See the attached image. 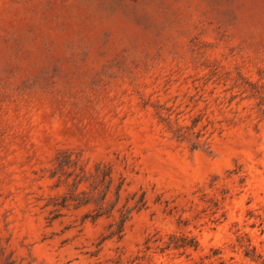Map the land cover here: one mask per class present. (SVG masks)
I'll list each match as a JSON object with an SVG mask.
<instances>
[{
  "label": "rangeland",
  "instance_id": "obj_1",
  "mask_svg": "<svg viewBox=\"0 0 264 264\" xmlns=\"http://www.w3.org/2000/svg\"><path fill=\"white\" fill-rule=\"evenodd\" d=\"M69 157L145 203L120 241L51 220ZM0 264H264V0H0Z\"/></svg>",
  "mask_w": 264,
  "mask_h": 264
},
{
  "label": "trees",
  "instance_id": "obj_2",
  "mask_svg": "<svg viewBox=\"0 0 264 264\" xmlns=\"http://www.w3.org/2000/svg\"><path fill=\"white\" fill-rule=\"evenodd\" d=\"M192 149H197L193 144ZM79 161H58L55 170L52 173L53 178H57V187L61 184L68 186L69 190L61 197L60 203H55L56 209L51 213L55 214L51 220H56L60 216L57 214L60 209L78 210L83 207L94 206L93 214L86 215L85 219L91 218L92 221L105 218L112 220L109 224L108 239L117 238L119 241L123 238L126 224L131 220L133 213L140 212L145 203H135L129 205L128 201L120 206L122 190L125 186V178H119L115 184L114 170L112 165H103L98 163L93 171H87L79 166ZM79 169V171H78ZM88 186V190H80L81 186ZM114 188V198L109 199V195ZM162 242L158 247L160 252L177 251L179 255L186 254L189 250L197 251L199 243L195 237H187L184 234H172L168 241ZM253 248L245 249V256L253 261L259 262L260 256L254 254Z\"/></svg>",
  "mask_w": 264,
  "mask_h": 264
}]
</instances>
